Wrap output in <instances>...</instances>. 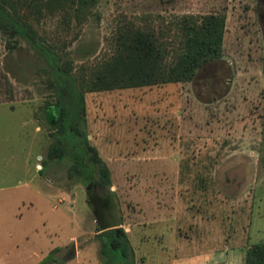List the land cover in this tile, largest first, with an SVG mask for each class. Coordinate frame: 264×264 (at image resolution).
<instances>
[{
	"label": "rangeland",
	"instance_id": "obj_1",
	"mask_svg": "<svg viewBox=\"0 0 264 264\" xmlns=\"http://www.w3.org/2000/svg\"><path fill=\"white\" fill-rule=\"evenodd\" d=\"M85 13L81 22L69 8L26 13L37 37L80 77H88L113 52L125 26L154 27L163 41L171 42L177 17L225 15L221 56L201 64L190 81L93 92L87 91L85 81L82 89L89 140L110 169L111 190L119 200L136 264H167L197 253V247L216 249L229 264L243 263L245 250L264 240V0H97ZM6 37L0 30L5 225L34 227L43 222L56 232V244L68 243L60 258L70 256L69 238L81 228L76 248L89 247L97 258L85 187L66 179V162L49 165L43 174L35 169V163L43 164L51 140L39 119L42 107L55 100L49 70H37L40 59L25 40ZM17 54L26 71L21 79L27 82L3 71L4 56ZM34 174L53 180L58 189L70 184L65 191L72 193V200L61 202L56 196L39 206L41 215L35 211L20 217L23 207L14 199L22 190L19 184ZM163 179L173 190L179 181L177 199L143 192L145 184ZM154 200L162 209H156ZM162 230L163 235L155 233ZM178 233L186 243L171 239Z\"/></svg>",
	"mask_w": 264,
	"mask_h": 264
},
{
	"label": "trees",
	"instance_id": "obj_2",
	"mask_svg": "<svg viewBox=\"0 0 264 264\" xmlns=\"http://www.w3.org/2000/svg\"><path fill=\"white\" fill-rule=\"evenodd\" d=\"M96 2L0 0V30L9 40L16 37L25 40L43 63L37 62V70H49L55 100L46 103L39 116L51 138L45 158L41 160L40 173L56 162H66V179L85 187L86 203L95 222L99 263L136 264L134 249L122 226L119 200L111 190L110 169L88 138L82 87L85 81L87 91L91 92L188 82L201 64L221 56L226 17L222 13L181 15L173 23L171 42L163 41V34H157L154 27L125 26L115 41L113 52L97 63L88 77L84 74L80 77L74 67L37 37L26 13L69 8L81 22L86 17V9ZM94 52L92 48L91 53ZM2 68L13 80L27 82L21 79L26 71L18 54L15 58L4 56ZM69 185L64 189L70 191ZM58 251V247L53 248L38 264L56 261ZM243 264H264V240L245 250Z\"/></svg>",
	"mask_w": 264,
	"mask_h": 264
},
{
	"label": "crops",
	"instance_id": "obj_3",
	"mask_svg": "<svg viewBox=\"0 0 264 264\" xmlns=\"http://www.w3.org/2000/svg\"><path fill=\"white\" fill-rule=\"evenodd\" d=\"M31 120L34 122L33 119ZM35 130L40 132L39 125H35ZM39 156L40 155H38V157ZM36 168H39L40 170L41 165L39 163H35V169ZM39 170L37 171L38 174H40ZM39 177L40 178L36 177L34 174L27 181L19 184L21 185L20 188H22V190L18 191V194L14 200L17 201V204H21L23 207L22 212L19 213L20 217L23 215V213L30 214L31 212L35 211L39 212V206L42 207L43 204L47 203V201H51V199L55 198L56 196L58 197V201L61 202L66 199L72 200L73 198L72 193L69 194L67 191H65V189H58L53 184V180H42L41 175H39ZM160 182L161 183L157 184H145L143 192H148L151 194L153 193L154 195H160L161 197H167L169 194L170 196L175 195L177 199L180 190L179 181L175 190H173L174 188H171L172 183L168 185V180L163 179L160 180ZM163 182H166L165 186H163ZM6 188L7 187H0V264H38L42 259H44L49 251L55 247H58L59 251L55 254L56 261L52 262L51 264H100L98 258H95V255L92 256L90 254V248L85 246L84 248H80L77 245L74 257L68 256L60 258L58 255L66 252L65 250L68 243L56 244L54 242L56 232H50V230L44 226L45 224L43 222V226L40 225L34 227L5 225V222L8 219L7 194L4 195V190H6ZM155 202L156 201L154 200V203ZM150 206L152 207V204ZM155 207L156 209H162V206L156 203ZM39 214L41 215L40 212ZM17 215L18 214L14 213V216ZM18 221H21V219ZM157 232H160V234L163 235V230L156 231L155 233ZM172 232L175 233L174 230ZM81 233L82 230L80 228L76 236H70L69 241L74 243ZM151 233L153 234L152 231ZM33 237L36 239L28 242L32 240ZM170 237L171 239L174 238L175 242H179L181 240L186 243L185 238L180 236L179 233L177 237H175V235ZM200 248L201 247H197V249H195V252L197 253L193 255L186 254V256L183 257L173 258L171 262H168L167 264H229L226 259L222 260L218 257L219 254L217 253L216 249L212 250L209 248L208 252H206L205 248ZM230 251L231 250H229L227 253L228 255H230ZM223 253L226 254L224 251ZM241 263L242 261L240 264ZM236 264H239V262H236Z\"/></svg>",
	"mask_w": 264,
	"mask_h": 264
},
{
	"label": "water",
	"instance_id": "obj_4",
	"mask_svg": "<svg viewBox=\"0 0 264 264\" xmlns=\"http://www.w3.org/2000/svg\"><path fill=\"white\" fill-rule=\"evenodd\" d=\"M88 138H89V135H88ZM75 252H76V247H75V244L73 243L72 247H71V253H70L69 257H73L75 255Z\"/></svg>",
	"mask_w": 264,
	"mask_h": 264
},
{
	"label": "flooded vegetation",
	"instance_id": "obj_5",
	"mask_svg": "<svg viewBox=\"0 0 264 264\" xmlns=\"http://www.w3.org/2000/svg\"><path fill=\"white\" fill-rule=\"evenodd\" d=\"M263 23H264V18H263Z\"/></svg>",
	"mask_w": 264,
	"mask_h": 264
}]
</instances>
